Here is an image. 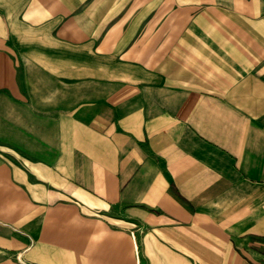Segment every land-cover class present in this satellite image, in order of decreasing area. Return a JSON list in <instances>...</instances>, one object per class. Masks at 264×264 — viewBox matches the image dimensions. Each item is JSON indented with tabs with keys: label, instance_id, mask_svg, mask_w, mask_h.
I'll list each match as a JSON object with an SVG mask.
<instances>
[{
	"label": "crops",
	"instance_id": "obj_1",
	"mask_svg": "<svg viewBox=\"0 0 264 264\" xmlns=\"http://www.w3.org/2000/svg\"><path fill=\"white\" fill-rule=\"evenodd\" d=\"M0 264H264V0H0Z\"/></svg>",
	"mask_w": 264,
	"mask_h": 264
}]
</instances>
